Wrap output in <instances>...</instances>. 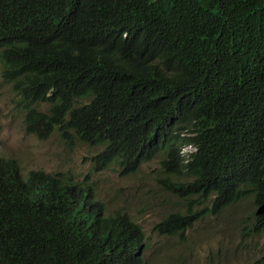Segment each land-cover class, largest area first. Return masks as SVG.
Segmentation results:
<instances>
[{"label": "trees", "instance_id": "16d2710c", "mask_svg": "<svg viewBox=\"0 0 264 264\" xmlns=\"http://www.w3.org/2000/svg\"><path fill=\"white\" fill-rule=\"evenodd\" d=\"M0 76L15 82L27 109L46 99L57 115L72 107V127L116 148L109 159L125 175L160 155L150 144L138 150L139 130H161L177 114V128L191 135L179 140L198 150L185 165L162 157L164 173L191 179L167 189L185 200L212 196L214 214L264 202V0H0ZM97 96L119 103L120 113L144 108L139 130L93 140L96 101H81ZM177 142L169 137L164 153ZM32 185L0 169V264L116 260L139 229L125 215L98 214L57 229L48 225L50 206L65 188L52 180L37 198ZM253 227L264 239V215Z\"/></svg>", "mask_w": 264, "mask_h": 264}, {"label": "rangeland", "instance_id": "374dc122", "mask_svg": "<svg viewBox=\"0 0 264 264\" xmlns=\"http://www.w3.org/2000/svg\"><path fill=\"white\" fill-rule=\"evenodd\" d=\"M37 108L45 112L48 106ZM24 117L18 97L0 78V158L12 160L23 175L30 171L56 174L87 191L106 213L127 214L146 235L147 264H256L263 256V239L253 229L251 198L233 203L216 216H205L185 237L162 236L154 227L165 217L192 206L203 214L209 203L197 199L188 204L175 197L160 178L157 160L124 176L116 167L106 166L98 157V147L66 141L58 133L47 140L36 138L25 127Z\"/></svg>", "mask_w": 264, "mask_h": 264}, {"label": "clouds", "instance_id": "9594fccd", "mask_svg": "<svg viewBox=\"0 0 264 264\" xmlns=\"http://www.w3.org/2000/svg\"><path fill=\"white\" fill-rule=\"evenodd\" d=\"M6 85H8L11 88L12 92L18 97L19 102L23 106L25 110L24 124L31 135L35 136L40 140H47L51 138L55 133H58L66 141L69 142L75 141V143L79 145L98 147L101 149V151L98 153V157L103 160L106 166L109 165L114 166L117 169H119V171L121 172L120 167L118 165L119 159L118 160L109 159L110 154L112 152L117 151L116 148L107 147L105 144L101 142H91L89 139H86V137L82 139L81 133L72 127L71 124V111L73 110L72 107L69 109L68 113L64 112L60 115H57L55 112L56 102L50 99H46L43 101L34 102L27 109L25 102L21 100V98L15 93V91L12 88L15 86V82L12 81L11 84H6ZM95 101H96L95 106L92 109L94 129L92 130L91 137L93 138V140L96 141L100 137H104L107 135H120L122 131L126 129L130 131L139 130L138 123L140 120V114L144 111V108H141L140 110L137 111L129 112L126 106H122L123 112L120 113L119 103L109 100L106 96L84 98L83 101H81V104L83 108H88ZM42 104H47L48 106V109L45 112L40 110V108H37V106ZM179 118L180 117L177 114H167V117L165 118L166 119L165 121L167 123L163 126V129L160 130L157 127L153 131H150L151 127L148 124L144 130H139L141 139L138 144V150H140L142 147L146 146L147 144H150L153 146L156 152L160 151V155L150 157V159H148L147 162H145L144 164L154 160L158 161L159 163L158 165L161 173L160 178L165 187L170 182L189 185L187 182H189L191 179L186 175L173 176L170 172L164 173L161 167L162 157L164 155L173 156L178 164L185 165V164H189L193 160V154L196 152V150H198L197 148H195L194 145L185 144L182 140H179L191 136L188 132L180 131L177 128ZM172 132L173 134L170 135V133ZM169 137L172 139L171 144L178 141L175 146L176 150L173 151L175 155L170 152L167 154L164 153L165 148L171 145L168 143ZM176 157H178L179 161L176 160ZM0 169L6 172L11 171L12 174L20 177L25 182H32L33 183L32 193L37 198L40 197L42 189L48 186L52 180L57 181L58 183L61 184L62 187L65 188L66 195L64 196L62 201L59 204H54L50 206L54 208L55 214L52 216L48 225L54 224V226L57 229L62 228L68 221L81 222L89 214H98L103 219H118L120 218V216L125 215L129 220H131L134 224H136L139 227L138 231L135 232L130 237L122 253L118 256L116 260L100 261L99 264H147V259L145 257V253L147 251L146 235L144 234L141 227L127 214L119 213V212L108 214L96 202L95 203L97 206L95 207L94 201H91L89 199V194L87 191H85L83 188L79 186L71 185L68 182L62 181L56 174L46 173L45 171H39V172L30 171L27 175H23L20 172V170L16 168V166L13 164L12 160H6L3 158H0ZM121 174L123 173L121 172ZM123 175L125 176V174ZM128 175H134V174H127L126 176ZM182 176H185V178L187 177V180L186 181L179 180V178H182ZM169 177H172V180L168 181ZM173 195L177 197L175 194ZM197 199H199L203 203L205 202L209 203L210 207L209 209H207L205 213L198 214V212L195 211L194 206H192L189 207L188 210H186L183 213H175L168 215L160 223H162L164 220L168 218H170V223L167 225H163L158 229L156 227L160 223L155 225L154 230L156 231V233L167 237H172L176 235H181L185 237L186 234L194 227V225L202 218H204L207 215H213V216L217 215L214 214L211 210L212 196L208 199H206L205 196H202L201 198L195 196V197H191V200H185V199L182 200L188 202L189 204L192 200H197ZM262 204L256 206L253 205V225H254L255 217L264 215V214H257L258 208ZM227 207H225L223 210H225ZM223 210L221 209L219 213H221ZM188 212H194V214L189 219L186 218ZM165 231L168 232L170 231L169 232L170 234L169 235L162 234V232ZM103 241L104 239H102L100 246ZM263 244H264V239H263ZM135 250H136V254H134Z\"/></svg>", "mask_w": 264, "mask_h": 264}, {"label": "water", "instance_id": "95a60500", "mask_svg": "<svg viewBox=\"0 0 264 264\" xmlns=\"http://www.w3.org/2000/svg\"><path fill=\"white\" fill-rule=\"evenodd\" d=\"M257 214H264V203L258 208Z\"/></svg>", "mask_w": 264, "mask_h": 264}, {"label": "bare ground", "instance_id": "6f19581e", "mask_svg": "<svg viewBox=\"0 0 264 264\" xmlns=\"http://www.w3.org/2000/svg\"><path fill=\"white\" fill-rule=\"evenodd\" d=\"M95 203V202H94ZM96 204V203H95ZM134 254H136V250L134 251Z\"/></svg>", "mask_w": 264, "mask_h": 264}]
</instances>
